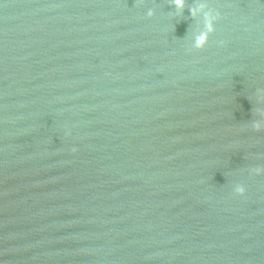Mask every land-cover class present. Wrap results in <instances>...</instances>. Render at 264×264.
Returning a JSON list of instances; mask_svg holds the SVG:
<instances>
[{"label": "water", "instance_id": "obj_1", "mask_svg": "<svg viewBox=\"0 0 264 264\" xmlns=\"http://www.w3.org/2000/svg\"><path fill=\"white\" fill-rule=\"evenodd\" d=\"M171 2L0 0V264H264V0Z\"/></svg>", "mask_w": 264, "mask_h": 264}, {"label": "clouds", "instance_id": "obj_2", "mask_svg": "<svg viewBox=\"0 0 264 264\" xmlns=\"http://www.w3.org/2000/svg\"><path fill=\"white\" fill-rule=\"evenodd\" d=\"M171 4L177 9L180 10L183 8L184 3L183 0H172ZM195 17H198V21L194 36H193V47L194 48H202L207 44L208 34L213 30L215 23V13L211 9L207 8H199L196 7L192 13ZM149 16H152L153 13L150 10L148 12ZM202 25V26H201ZM239 191L242 192V189Z\"/></svg>", "mask_w": 264, "mask_h": 264}]
</instances>
